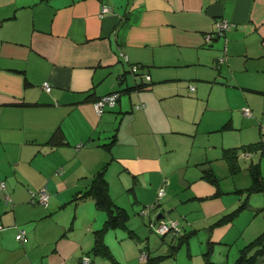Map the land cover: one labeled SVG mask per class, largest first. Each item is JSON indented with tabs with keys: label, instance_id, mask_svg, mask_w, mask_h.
I'll use <instances>...</instances> for the list:
<instances>
[{
	"label": "crops",
	"instance_id": "0c3cea01",
	"mask_svg": "<svg viewBox=\"0 0 264 264\" xmlns=\"http://www.w3.org/2000/svg\"><path fill=\"white\" fill-rule=\"evenodd\" d=\"M104 6L109 9L101 14ZM218 17L233 26L207 41ZM142 80L151 87L127 90ZM112 91L120 92L117 103L97 112L95 101ZM261 91L264 0H0V264H82L84 255L90 264H126L115 246L137 238L130 219L104 232L113 255L97 254L95 234L106 213L91 197L74 199L107 162L116 203L129 217L144 205L140 213L151 227L156 219L175 218L171 207L185 180L188 207L179 210L195 204L202 212L191 223L230 211L238 200L209 196L217 188L203 168L218 175L223 155H212L220 148L216 132L234 129L242 116L248 134L252 126L264 139ZM245 104L253 116L244 113ZM57 128L64 137L52 144ZM43 187L51 194L48 206L33 194ZM69 204L73 211L65 208ZM246 207L257 205L250 199ZM19 229L26 230L23 239ZM209 229L213 242L224 239ZM212 246L207 264L213 263ZM140 250L149 255L147 264L161 259L150 256L149 247Z\"/></svg>",
	"mask_w": 264,
	"mask_h": 264
},
{
	"label": "rangeland",
	"instance_id": "374dc122",
	"mask_svg": "<svg viewBox=\"0 0 264 264\" xmlns=\"http://www.w3.org/2000/svg\"><path fill=\"white\" fill-rule=\"evenodd\" d=\"M214 55L215 54L213 53L212 57ZM194 81L195 83H190L188 85L187 90L189 93L193 92L191 91L190 86L197 85L198 83V81ZM218 82L223 83V81L221 80H218ZM197 106L188 105L187 108L194 110V108H196ZM247 119L248 118L246 116H242L241 119L235 123V128L226 129V131L223 132V135L221 132H216L220 133L219 135H221V137L219 138L220 148H216L218 152L215 154L212 153L213 156L217 154L222 155L223 143L227 146H233L260 139V131L254 130L252 126L250 127V134H248L249 128H247L245 125ZM220 120L223 123L225 122L224 118H220ZM245 132L246 137L238 136L239 133ZM241 153L243 154V152ZM252 161L260 162L262 174L264 175V155H262L261 151L259 150L255 152L253 151L252 155L248 157L240 156L241 168L236 171L230 170L226 161L223 158L220 159L222 167H219L217 176L220 178V185L222 190L221 194L224 195L225 199L238 200L235 207L238 206L248 195L246 188L253 183V176L248 168L249 164ZM186 178L189 181L191 179V177L188 176H186ZM210 183L213 184L212 182ZM188 184L189 182L185 180L182 186V190L178 195H176L174 199V207L171 208L174 209V211L172 212L175 217L174 219H177L179 221L180 231L181 229L188 228V230L192 232L190 237V244L187 245V243H184L180 247H178L176 255L172 256V254H167L173 249V247L170 246V243L172 242V234L169 233L170 235H166L165 237H163V234L156 232L155 228L149 225V217H147L146 220L143 219L144 215L142 216V214L140 213V208H142L144 205L141 204L139 209H131L132 216L128 217V220L130 219V224L136 227L138 235H136L137 238L128 237L124 243H121L119 246H115L116 251L120 255V258H122V260L119 259L122 263L147 264L146 260H144L143 258H139L143 252H146L140 250V247L143 249H147V247H149L151 254L150 256L162 255L160 257V260H157L156 258L154 259L155 262L153 261L151 264H207L205 256L207 253L206 251L208 249V245L213 243V248L209 260L212 261L213 264H233L240 254V248L254 239L262 230H264V191L253 192L248 197V200L252 199L253 205H257V208H244L241 213L234 219L235 225L228 229V224H230L231 221H227L221 224L217 223L216 225L214 223L224 213L204 222L197 220L195 221V223H191L190 220L193 217L202 215L201 210H199L195 204H193V207L191 209L185 210L184 212H181L179 210L180 208L185 209L186 207H188V205H185V202L182 201L183 195L185 196L184 192H186L188 189ZM213 185V188H217V185ZM126 204L128 205V203ZM65 208L73 211L74 204H69ZM234 208H232L231 210H233ZM255 217L257 218L255 219ZM157 220L160 221L162 219ZM212 223H214L212 228L217 231V234L224 236L223 240L219 239L221 241H212L213 239L211 238V231L209 229ZM137 242H140V247H138ZM134 244H136V249L138 250V256L136 258L133 257V253L129 252L131 249H133L132 246ZM114 263L111 262L110 264Z\"/></svg>",
	"mask_w": 264,
	"mask_h": 264
},
{
	"label": "trees",
	"instance_id": "16d2710c",
	"mask_svg": "<svg viewBox=\"0 0 264 264\" xmlns=\"http://www.w3.org/2000/svg\"><path fill=\"white\" fill-rule=\"evenodd\" d=\"M221 18H224V17H218L216 19L215 29L212 32L211 38L225 34V32L233 26V22L230 20V23L227 27H225L224 29L219 28L217 21L220 20ZM211 38L207 39V41L211 40ZM225 52H226V47H225L224 53ZM223 57L225 58L224 55L219 56V59L221 60L223 59ZM134 66L136 67V69H138L137 64L135 63L133 64V69H134ZM146 77L150 78V75L147 74ZM151 85L152 83L142 80L139 82H135L133 85H128L127 90L129 91H132L133 89L139 90L142 87L150 88ZM190 89L194 90L195 85H191ZM115 92L118 93V98H119L120 92L119 91H115ZM261 92H264V91H261ZM13 102L16 103V101H13ZM20 104H30V103L21 101ZM137 106L143 107L144 103L143 102L139 103ZM244 107H248L250 109L249 114L245 113ZM244 107H243L244 113L246 115L253 116L252 107L248 104H245ZM227 127H229L228 122H226L222 128H227ZM63 137H64V132L60 128H57L53 132L49 141H51L52 144L53 143L56 144L58 142H61ZM257 150H260L261 153L264 155V139L263 138L250 141L247 143H242L240 145L224 147L222 155H223V158H225V160L227 161L230 170L236 171L241 168V164H240L241 152H243L244 154L243 156H246V152L248 151L253 152ZM202 163H205V162H202ZM108 164L109 162H107L105 166H103L99 171H97L94 174L89 188L83 191L80 197H75L74 199L78 200V199L85 198V197H91L95 200L96 206L99 209L105 211L106 213L105 223L102 228L96 230L93 251L97 254H102L104 256L111 257L113 253L108 243L104 240V232L109 228H116L118 226L126 227L127 226L126 222L129 217V213L125 207L116 203L115 199L113 198L110 192L109 180L106 176ZM248 168L251 171L252 176H253V183L246 188L248 195L233 210L223 214L219 219H217L214 222L215 225L217 223L221 224L227 221H233L241 213V211L244 208H246L248 204V197L251 193L264 191V175L262 174L260 162L252 161L249 164ZM203 177L207 179L208 181L212 182L213 184L217 185L216 192L209 196H216L222 193V190L220 189V186H219V183H220L219 177L215 174L214 169L211 166L203 168ZM240 190H243V189H240ZM209 196H202V197H199V199H205ZM214 223H212L210 228H212ZM191 234H192L191 231L184 233V234H180V235H179V232L176 234H172L175 236L174 238L175 243L172 245L174 253L177 251L178 247H180L182 244L188 243L189 238L191 237ZM160 257L161 256H159L158 258ZM147 259L148 260L150 259L148 254H147ZM233 264H264V230H262L254 239H252L251 241H249L247 244H245L243 247L240 248V254L236 258Z\"/></svg>",
	"mask_w": 264,
	"mask_h": 264
},
{
	"label": "built area",
	"instance_id": "2783aa9c",
	"mask_svg": "<svg viewBox=\"0 0 264 264\" xmlns=\"http://www.w3.org/2000/svg\"><path fill=\"white\" fill-rule=\"evenodd\" d=\"M109 7L108 6H104L102 13L104 14L106 11H108ZM230 23V20L226 17L221 18L220 20L217 21V24L219 26V28L224 29L225 27H227ZM212 37V33H209L207 35V39ZM134 69H136V67L134 66ZM43 87L46 90H50L51 89V84L49 81H45L43 83ZM117 98H118V93L117 92H109L105 95H102L99 99H97L94 103V106L97 110V112L101 113L105 107V105H115L117 103ZM244 111L246 114L250 113V109L248 107H244ZM5 183L4 182H0V186H4ZM164 189H160L159 190V195H163L164 194ZM35 195V197L37 198L38 202L48 206L50 203V191L46 188L43 187L41 189H39L37 192L33 193ZM8 199H10V197L8 196ZM145 213H147L149 210L148 208H146ZM152 227L155 228V231L161 234H165V233H172V234H176L180 231L179 228V221L177 219H171L169 221H165V220H161L157 222H154L152 224ZM25 233L26 230L25 229H20L19 232L17 233V237L19 239H23L25 237ZM141 258L143 259H147V253L143 252L141 255ZM91 262V257L89 255H84L82 257V264H90Z\"/></svg>",
	"mask_w": 264,
	"mask_h": 264
},
{
	"label": "water",
	"instance_id": "95a60500",
	"mask_svg": "<svg viewBox=\"0 0 264 264\" xmlns=\"http://www.w3.org/2000/svg\"><path fill=\"white\" fill-rule=\"evenodd\" d=\"M158 218H159V216H158Z\"/></svg>",
	"mask_w": 264,
	"mask_h": 264
}]
</instances>
